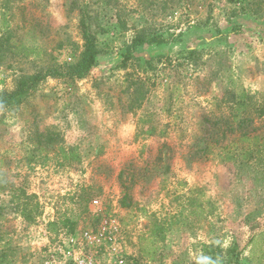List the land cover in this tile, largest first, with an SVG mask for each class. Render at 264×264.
<instances>
[{
	"label": "rangeland",
	"instance_id": "obj_1",
	"mask_svg": "<svg viewBox=\"0 0 264 264\" xmlns=\"http://www.w3.org/2000/svg\"><path fill=\"white\" fill-rule=\"evenodd\" d=\"M0 39V264H264V0H0Z\"/></svg>",
	"mask_w": 264,
	"mask_h": 264
},
{
	"label": "trees",
	"instance_id": "obj_2",
	"mask_svg": "<svg viewBox=\"0 0 264 264\" xmlns=\"http://www.w3.org/2000/svg\"><path fill=\"white\" fill-rule=\"evenodd\" d=\"M81 28H82V35L84 39V51L81 55L80 60L77 62V64L70 67L67 71V74H69L71 77H77V78H82L83 76H85L97 64V60L101 52V50H99L98 45H97V39L94 33L91 31V23H86L84 19H81ZM1 40L2 39H0V43H1ZM52 75H58L57 71H52ZM22 79L23 80L20 83V86L16 91L11 92V93H6V92L0 93V107H8L10 105H15L22 100L23 96L26 94V92L29 89L24 80L26 79L29 80L30 78H22ZM35 80L37 79L34 78L33 81L35 82ZM245 138H249V137L245 136ZM255 139L258 141V138H255ZM244 156L246 160H251V158L253 157V153L252 152L244 153ZM26 219L28 221L32 220L31 217H26ZM64 225L65 226L71 225L70 232L74 231L75 225L69 219H66L64 221ZM154 231L156 234L162 235L164 232V229H158L157 227L156 229H154ZM250 255L252 256L253 252ZM249 261L251 264L252 260H249Z\"/></svg>",
	"mask_w": 264,
	"mask_h": 264
},
{
	"label": "built area",
	"instance_id": "obj_3",
	"mask_svg": "<svg viewBox=\"0 0 264 264\" xmlns=\"http://www.w3.org/2000/svg\"><path fill=\"white\" fill-rule=\"evenodd\" d=\"M79 264H86V262L85 261H81Z\"/></svg>",
	"mask_w": 264,
	"mask_h": 264
}]
</instances>
